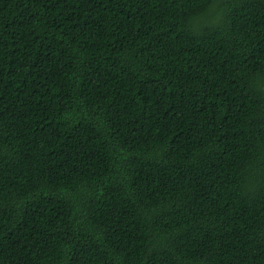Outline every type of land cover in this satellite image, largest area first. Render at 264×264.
I'll use <instances>...</instances> for the list:
<instances>
[{"label": "trees", "instance_id": "1", "mask_svg": "<svg viewBox=\"0 0 264 264\" xmlns=\"http://www.w3.org/2000/svg\"><path fill=\"white\" fill-rule=\"evenodd\" d=\"M0 264H264V0H0Z\"/></svg>", "mask_w": 264, "mask_h": 264}, {"label": "rangeland", "instance_id": "2", "mask_svg": "<svg viewBox=\"0 0 264 264\" xmlns=\"http://www.w3.org/2000/svg\"><path fill=\"white\" fill-rule=\"evenodd\" d=\"M217 6H219V4H218ZM215 23H217V21H216ZM203 24H205V26H206V25L213 24V20H211V19H206V20L204 21Z\"/></svg>", "mask_w": 264, "mask_h": 264}]
</instances>
